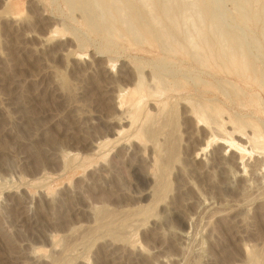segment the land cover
Instances as JSON below:
<instances>
[{"label":"rangeland","instance_id":"374dc122","mask_svg":"<svg viewBox=\"0 0 264 264\" xmlns=\"http://www.w3.org/2000/svg\"><path fill=\"white\" fill-rule=\"evenodd\" d=\"M156 1L0 0V264H264V0Z\"/></svg>","mask_w":264,"mask_h":264},{"label":"bare ground","instance_id":"6f19581e","mask_svg":"<svg viewBox=\"0 0 264 264\" xmlns=\"http://www.w3.org/2000/svg\"><path fill=\"white\" fill-rule=\"evenodd\" d=\"M114 1V0H113ZM158 1V0H157ZM156 1V2H157ZM118 2V1H117ZM132 2H133V0H132ZM145 3L147 2V1H144ZM168 2V1H167ZM184 2V1H183ZM96 3V2H95ZM149 4H150V2H148ZM168 3H170V2H168ZM117 4V3H116ZM151 4H152V2H151ZM157 4V3H156ZM166 4V3H165ZM195 4V3H194ZM247 4V3H246ZM145 5H148V4H145ZM161 5V4H160ZM163 5H164V3H163ZM169 5V4H168ZM151 6V5H150ZM153 6V5H152ZM165 6V5H164ZM183 6V5H182ZM114 7V6H113ZM131 7V6H130ZM144 7V6H143ZM168 7V6H167ZM195 7V6H194ZM124 8V7H123ZM146 9H147V7H145ZM149 8V7H148ZM164 8V7H163ZM122 9V8H121ZM150 9V8H149ZM153 9V8H152ZM169 10L171 9L170 7L168 8ZM195 9V8H194ZM197 9V8H196ZM115 10H117V8L115 9ZM148 10V9H147ZM151 10V9H150ZM149 10V11H150ZM122 11V10H121ZM127 11V10H126ZM131 11V10H130ZM138 11V10H137ZM165 11V10H164ZM172 11V10H171ZM170 11V12H171ZM114 12V11H113ZM120 12V11H119ZM165 12H167V11H165ZM129 13V12H128ZM151 13V12H150ZM172 13V12H171ZM121 14V13H120ZM166 13H164L163 15H165ZM200 14V13H199ZM198 14V15H199ZM108 16V15H107ZM110 16H111V14H110ZM117 16H119V15H117ZM153 17H154V15H152ZM124 17V16H123ZM165 17H167V15L165 16ZM173 17V16H172ZM175 17V16H174ZM128 18V17H127ZM158 18V17H157ZM164 18V17H163ZM176 18V17H175ZM102 19V18H101ZM130 19V18H129ZM156 19V18H155ZM176 20H177V18H176ZM183 20V19H182ZM186 20V19H185ZM103 22H104V20H103ZM107 22V21H106ZM113 22V21H112ZM115 22V21H114ZM121 22H123V21H121ZM125 22H126V20H125ZM154 22H156V21H154ZM172 22V21H171ZM177 22V21H176ZM181 22V21H180ZM186 22H188V20L186 21ZM119 23V22H118ZM124 23V22H123ZM115 24V23H114ZM173 24V23H172ZM171 24V25H172ZM202 24H203V21H202ZM132 25V24H131ZM178 25V24H177ZM121 26V25H120ZM123 26V25H122ZM173 26V25H172ZM202 26V25H201ZM134 27V26H133ZM151 28H153V27H151ZM155 28V27H154ZM174 28H175V26H174ZM177 28V27H176ZM176 28H175V30H176ZM214 28V27H213ZM130 29H132V28H130ZM135 29V28H134ZM134 29H133V31H134ZM147 29V28H146ZM180 29V28H179ZM111 30H113V29H111ZM160 30H162V29H160ZM178 30V29H177ZM200 30V29H199ZM204 30V29H203ZM58 31V30H57ZM116 31V30H115ZM131 31V30H130ZM132 31V32H133ZM202 31V30H201ZM235 31V30H234ZM51 32V31H50ZM143 32H146V31H143ZM154 32V31H153ZM159 32V31H158ZM181 32V31H180ZM179 32V33H180ZM203 32V31H202ZM201 32V33H202ZM117 33V32H116ZM119 33V32H118ZM134 33V32H133ZM189 34V33H188ZM209 34V33H208ZM212 35H213V33H211ZM218 34V33H217ZM121 34H119V36H120ZM161 35V34H160ZM168 35H171V34H168ZM220 35V34H219ZM174 36V35H173ZM199 36V35H198ZM206 36V35H205ZM221 36V35H220ZM220 36H218V40H219V38H220ZM157 37V36H156ZM191 37V36H190ZM222 37V36H221ZM138 38H139V36H138ZM183 38V37H182ZM212 38H215V36L213 37L212 36ZM114 39V38H113ZM184 39V38H183ZM201 39V38H200ZM222 39V38H221ZM189 40V39H188ZM212 40H214V39H212ZM151 41V40H150ZM190 41V40H189ZM203 42H205L204 41V39L202 40ZM214 41H216V40H214ZM222 41V40H221ZM187 42V41H186ZM220 42V41H219ZM225 42V41H224ZM201 44V43H200ZM239 44H241V43H239ZM189 45V44H188ZM193 46H195L194 44H192ZM214 45V44H213ZM245 45V44H244ZM206 46H207V44H206ZM218 46V45H217ZM225 46V45H224ZM198 48V47H197ZM201 48V47H200ZM205 48V47H204ZM208 48V47H207ZM225 48V47H224ZM229 48V47H228ZM199 49V48H198ZM202 49V48H201ZM206 49V48H205ZM223 49V48H222ZM240 49V48H239ZM224 50V49H223ZM229 50H231V49H229ZM263 50V49H262ZM219 51L221 52V48L219 49ZM200 52V51H199ZM203 52V51H202ZM227 52H228V50H227ZM223 53V52H222ZM229 53V52H228ZM241 53V52H240ZM213 54V53H212ZM201 55V54H200ZM211 54H209V57H212V55L210 56ZM223 55V57H224V54H222ZM231 56V55H230ZM239 56H242L241 54L239 55ZM191 57V56H190ZM206 57V56H205ZM203 58V59H207V58ZM215 58V57H214ZM257 58V57H256ZM194 59V58H193ZM201 60H202V57H201ZM213 61H215L214 59H212L211 60V58H208L207 59V62H210V65H211V67L213 66V67H215L216 69H223V70H225V71H227V72H230V73H235V74H237L238 76H240V77H242L243 79H244V82L246 83V82H248V81H252L253 79H252V74H251V72H250V70H248L249 69V67H245L246 66V64H245V66H244V63L242 62V60H241V58H239V57H234L233 55L231 56V57H229L228 58V62H227V65L226 66H221V65H223V64H221L220 66H219V64L217 65V63L215 62V63H213ZM206 62V63H207ZM110 63V62H109ZM205 63V64H206ZM108 64V63H107ZM203 64V63H202ZM204 64V65H205ZM109 65V64H108ZM225 65V64H224ZM248 66V65H247ZM163 67V66H162ZM206 68V67H205ZM252 71V70H251ZM163 76V75H162ZM254 78V77H253ZM134 81V80H133ZM138 81H140V79L138 80ZM145 81V80H144ZM152 81V80H151ZM242 82V81H241ZM139 83H142V81L141 82H139ZM139 83H135V85H134V87H135V89H126L125 91L123 90V94L120 96V98L119 97H117V98H119V101H118V108H121V107H123V105L124 104H126L127 105V108L129 109V116H127L128 117V119H130L131 120V122H130V125H133L134 124V122L136 121V120H138L137 119V117H138V115H139V113H140V111H142L141 109H142V99H143V84H140L139 85ZM143 83H145V82H143ZM152 83H153V81H152ZM157 84V83H156ZM142 85V86H141ZM150 85V84H149ZM245 86V85H244ZM133 87V88H134ZM159 88H160V86H158ZM175 87V86H174ZM173 88V87H172ZM152 89V88H151ZM174 89V88H173ZM172 89V90H173ZM122 90L120 89V91L121 92H119V93H122ZM153 90V89H152ZM170 90V89H169ZM172 90L170 91V92H172ZM156 91V90H155ZM162 91V90H161ZM166 91V90H165ZM164 91V92H165ZM174 91V90H173ZM150 93H151V91H149ZM168 92V91H167ZM178 92V91H177ZM155 94H156V92H155ZM161 94H163V93H161ZM148 95V94H147ZM150 95H153V94H150ZM165 95V94H164ZM149 96V95H148ZM168 98V97H167ZM175 98V97H174ZM189 100H190V98H189ZM195 102V101H194ZM193 102V103H194ZM189 103V102H188ZM193 103H191V105H193ZM165 104V103H164ZM126 105H124V106H126ZM190 105V108L187 110V112H186V116L188 117V118H190L191 120H192V122H194V127H196V129L198 128L199 130H202L203 131V129L201 128V126H203V125H205L206 127H205V129L206 130H204L203 132H204V140L203 141H201V143H200V146H198V148H196L195 149V155L196 156H198V154H201L202 152L204 153V151H205V149H207V147H209V146H211V144L212 143H214V142H221V143H225V146L224 147H226L225 149H227V148H229V150L231 149V150H233V151H235L236 152V154L238 155V158L240 159V160H242L243 158H244V156H245V154L247 153L246 152V150H245V147L244 146H242V145H240V144H238V143H236V142H234L235 140H233L232 139V134L234 133V131H232L231 133H228V132H226L225 131V129H224V126L225 127H227L226 125H228V124H226L225 123V121H223L222 120V118L221 117H223V116H221L220 117V111H217V110H214V111H211V115H209L210 114V112H208L209 110H206V109H208V108H206V106L207 105H205V106H199L198 104H197V106H191ZM145 106V105H144ZM249 106V105H248ZM161 108V107H160ZM212 108H214V107H212ZM123 109V108H122ZM127 109V110H128ZM187 109V108H186ZM209 109H211V108H209ZM207 112L209 113L208 115L209 116H212L213 114V116H218L219 118H218V120H217V118H215V120H213V118H209V119H211L210 121H211V123H207L206 121H208L207 120ZM126 113V115H127V112H125ZM145 113V112H144ZM122 114V113H121ZM148 114V113H147ZM150 114V113H149ZM124 117H125V115H124ZM140 117V116H139ZM145 118H147V117H145ZM123 119V118H122ZM213 120V121H212ZM124 121V120H123ZM143 121V120H142ZM147 121V120H146ZM228 121V120H227ZM124 122H126V121H124ZM144 122V121H143ZM229 123L231 122V120H229L228 121ZM227 122V123H228ZM129 124V123H128ZM145 124V123H144ZM143 124V125H144ZM231 124V123H230ZM244 124V123H243ZM211 125V126H210ZM129 126V125H128ZM154 126V125H153ZM229 126V125H228ZM239 126V125H238ZM132 127V126H131ZM137 127V126H136ZM204 127V126H203ZM230 127V126H229ZM121 128V127H120ZM234 128V127H233ZM247 128V127H246ZM251 128V136L249 135V137H247L246 136V138H247V140H248V143L250 144V149L252 150V151H254V149H255V151L257 150V151H259V150H264L263 148H262V146H263V143H264V138H262L263 136H262V134H261V131L259 130V128H258V126L257 125H252V127H250ZM123 129V128H122ZM208 129V130H207ZM241 129V128H240ZM145 130H146V128H145ZM150 130V129H149ZM233 130H235V129H233ZM247 130V129H246ZM141 132V131H140ZM140 132L139 131H137L136 133H135V135H134V137L136 138V139H140V137H141V135H140ZM143 132V131H142ZM146 132V131H145ZM150 132V131H149ZM216 132V133H215ZM238 132H239V134H241L240 132H243V130L242 131H240V130H238ZM121 133H123V130H119V131H117L116 132V135H120ZM144 133V132H143ZM197 133V132H196ZM219 134V136L217 135H214V134ZM112 134V133H111ZM142 134V133H141ZM238 134V133H237ZM115 135V134H114ZM234 135V134H233ZM203 136V135H202ZM145 138V137H144ZM261 139H262V141H261ZM120 140V139H119ZM138 141V140H137ZM220 143V144H221ZM103 144V143H102ZM104 144H106V143H104ZM104 144H103V146H104ZM248 144V145H249ZM101 146V145H100ZM99 146V147H100ZM95 150V149H94ZM103 150H104V148H103ZM228 150V149H227ZM99 151V150H98ZM222 152V151H221ZM75 156V155H74ZM263 158V157H262ZM261 159V158H260ZM240 162H242V161H240ZM79 163V162H78ZM239 163V162H238ZM248 253H246V255H247Z\"/></svg>","mask_w":264,"mask_h":264}]
</instances>
